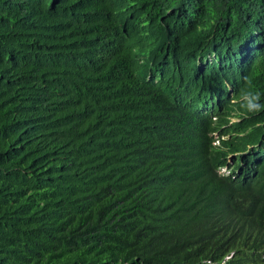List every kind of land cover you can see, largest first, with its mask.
Masks as SVG:
<instances>
[{
  "label": "trees",
  "instance_id": "1",
  "mask_svg": "<svg viewBox=\"0 0 264 264\" xmlns=\"http://www.w3.org/2000/svg\"><path fill=\"white\" fill-rule=\"evenodd\" d=\"M0 264H264V0H0Z\"/></svg>",
  "mask_w": 264,
  "mask_h": 264
},
{
  "label": "rangeland",
  "instance_id": "2",
  "mask_svg": "<svg viewBox=\"0 0 264 264\" xmlns=\"http://www.w3.org/2000/svg\"><path fill=\"white\" fill-rule=\"evenodd\" d=\"M221 172H226L225 170H221Z\"/></svg>",
  "mask_w": 264,
  "mask_h": 264
},
{
  "label": "clouds",
  "instance_id": "3",
  "mask_svg": "<svg viewBox=\"0 0 264 264\" xmlns=\"http://www.w3.org/2000/svg\"><path fill=\"white\" fill-rule=\"evenodd\" d=\"M223 170H225V169H223ZM221 172V171H220Z\"/></svg>",
  "mask_w": 264,
  "mask_h": 264
}]
</instances>
